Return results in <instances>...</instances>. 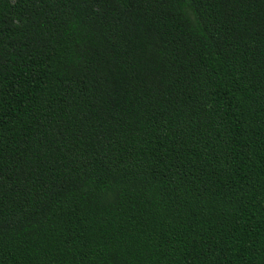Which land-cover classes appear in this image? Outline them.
Here are the masks:
<instances>
[{
    "label": "trees",
    "instance_id": "obj_1",
    "mask_svg": "<svg viewBox=\"0 0 264 264\" xmlns=\"http://www.w3.org/2000/svg\"><path fill=\"white\" fill-rule=\"evenodd\" d=\"M0 264H264V0H0Z\"/></svg>",
    "mask_w": 264,
    "mask_h": 264
}]
</instances>
